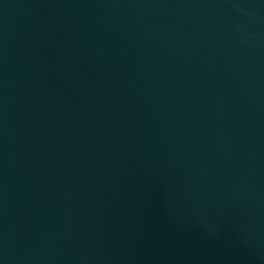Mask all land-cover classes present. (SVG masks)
Wrapping results in <instances>:
<instances>
[{
  "label": "water",
  "instance_id": "obj_1",
  "mask_svg": "<svg viewBox=\"0 0 264 264\" xmlns=\"http://www.w3.org/2000/svg\"><path fill=\"white\" fill-rule=\"evenodd\" d=\"M0 264H264V0H0Z\"/></svg>",
  "mask_w": 264,
  "mask_h": 264
}]
</instances>
